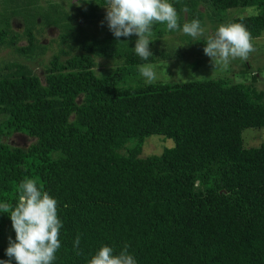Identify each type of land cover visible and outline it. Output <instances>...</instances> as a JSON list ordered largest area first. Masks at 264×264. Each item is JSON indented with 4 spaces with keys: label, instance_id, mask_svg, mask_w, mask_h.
Listing matches in <instances>:
<instances>
[{
    "label": "trees",
    "instance_id": "16d2710c",
    "mask_svg": "<svg viewBox=\"0 0 264 264\" xmlns=\"http://www.w3.org/2000/svg\"><path fill=\"white\" fill-rule=\"evenodd\" d=\"M82 2L89 9L77 5L74 16L65 8L71 0L1 3L0 44L15 45L10 16L21 14L28 42L16 48L25 56L37 52L30 29L37 18L59 29L62 46L45 63L44 81L24 62L0 71V203L15 206L25 177L56 198L62 228L53 264H88L105 244L116 252L127 244L137 264H264V141L247 145L242 135L264 127L261 91L222 76L136 82L138 64L165 51L152 48L143 60L134 36L69 32V21L107 4ZM169 2L179 25L198 19L201 2L254 5L257 13L231 22L244 24L252 38L264 30V0ZM97 56L115 66L96 74ZM14 132L34 140H4ZM150 134L174 144L141 155ZM9 237L16 239L13 222L0 211V260L10 259Z\"/></svg>",
    "mask_w": 264,
    "mask_h": 264
},
{
    "label": "rangeland",
    "instance_id": "374dc122",
    "mask_svg": "<svg viewBox=\"0 0 264 264\" xmlns=\"http://www.w3.org/2000/svg\"><path fill=\"white\" fill-rule=\"evenodd\" d=\"M16 1V0H13ZM42 5L46 4L47 0H38ZM83 0H71L74 5H66V9L71 10V14L77 15V5L81 9L88 10L86 2ZM4 5L12 4V0H0ZM200 14L198 20L201 22V27L204 29V36L194 40L190 35L184 34L182 27L185 23H190L187 18L180 25V30H168L166 23L159 26H153L149 49L159 48L164 50L166 57H158L152 61H145L138 64L137 81L146 82L145 78L139 72V66L143 64H152L155 66L157 75L156 80L168 82H183L192 78H208V77H225L229 82H243L252 84L257 90L262 93L264 98V30L260 35L252 38L255 51L249 54L247 60L236 58L230 61L229 66L224 68H216L212 63L211 58L205 54L204 49L206 43L204 38L208 35H214L217 28L221 24L231 22L235 17L253 14L258 12L257 6H236L229 8H219L207 6L206 3H200ZM76 10V11H75ZM101 12H107V8L97 6L95 14L92 16H79L69 21V32H76L82 29L86 32L96 33L97 36L106 34L110 28L106 17H102ZM26 20L31 17L27 14L23 15ZM0 17L2 18L1 14ZM21 14H12L10 16L12 31L18 32L15 45L0 44V71H6V66L13 61L24 62L35 73L39 74L44 81V66L52 53L57 52L62 46L59 40V29L54 25L44 24L41 19L37 18L36 22L30 25V29L36 46V54L30 58L20 52L16 46L27 44L28 40L23 30L26 26L22 20ZM40 20V21H39ZM179 22V18H178ZM7 31V26L5 27ZM72 30V31H71ZM134 44L138 39V34L133 33ZM71 38V37H70ZM69 38V42H71ZM135 46V45H134ZM94 71L96 74H104L110 71L114 66V61L101 56L95 57ZM242 135L247 145H256L264 141V127H250L242 130ZM5 141L26 146L34 137L28 136L21 132H14L10 136L4 138ZM174 141L172 138L161 134H150L145 137L142 145L141 155L160 153L165 147L172 146Z\"/></svg>",
    "mask_w": 264,
    "mask_h": 264
},
{
    "label": "clouds",
    "instance_id": "9594fccd",
    "mask_svg": "<svg viewBox=\"0 0 264 264\" xmlns=\"http://www.w3.org/2000/svg\"><path fill=\"white\" fill-rule=\"evenodd\" d=\"M106 20L117 41L120 37L138 34L134 50L143 60L153 55L149 49V39L154 22L166 23L168 30H180L177 11L169 0H107ZM184 34L194 40L204 36V29L198 19L185 23ZM204 52L211 58L216 68L226 69L236 58L247 60L255 51L252 36L244 24L229 22L221 24L214 35L204 38ZM139 72L148 83L157 79L155 66L143 64ZM57 200L44 190L35 178L25 177L18 185V199L15 206L0 203V211L10 214L16 239L9 237L6 249L8 260L0 264H53L56 252L61 247L59 239L62 221L58 217ZM80 236L74 241V249L79 254ZM129 246L116 252L107 244L101 246L88 261V264H137L128 251Z\"/></svg>",
    "mask_w": 264,
    "mask_h": 264
}]
</instances>
